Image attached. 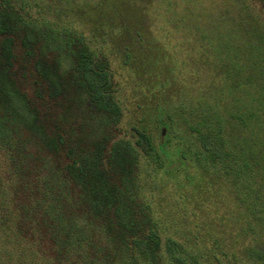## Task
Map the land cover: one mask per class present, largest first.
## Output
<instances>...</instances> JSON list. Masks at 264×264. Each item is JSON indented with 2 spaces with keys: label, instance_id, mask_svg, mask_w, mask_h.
Segmentation results:
<instances>
[{
  "label": "trees",
  "instance_id": "16d2710c",
  "mask_svg": "<svg viewBox=\"0 0 264 264\" xmlns=\"http://www.w3.org/2000/svg\"><path fill=\"white\" fill-rule=\"evenodd\" d=\"M29 8L0 0L6 262L264 264V0H213L205 18L193 16L206 31L195 39L192 92L172 113L165 96L158 140L123 127L106 53ZM148 167L207 200L223 187L234 207L222 217L207 208L206 228L182 232L158 212Z\"/></svg>",
  "mask_w": 264,
  "mask_h": 264
},
{
  "label": "rangeland",
  "instance_id": "374dc122",
  "mask_svg": "<svg viewBox=\"0 0 264 264\" xmlns=\"http://www.w3.org/2000/svg\"><path fill=\"white\" fill-rule=\"evenodd\" d=\"M26 1L33 15L82 33L92 47L106 53L124 111L123 127L129 133L132 126H144L158 140L154 127L160 110L167 107L162 106L165 96L173 94L167 107L172 113L192 92V62L198 55L195 39L197 32L206 31L196 30L193 16L205 18L206 5L213 0ZM189 170L194 174V168ZM182 173L179 169L174 176L186 183ZM144 178L155 190L153 199L160 215L182 232H193L198 223L206 228L207 208L211 216L222 217L226 204L234 207L223 187H213V200H207L206 191L178 187L175 178L155 173L153 167L146 169ZM0 264H8L1 250Z\"/></svg>",
  "mask_w": 264,
  "mask_h": 264
}]
</instances>
